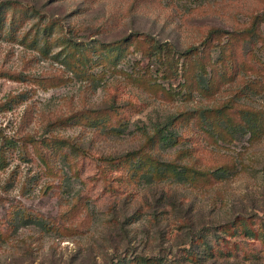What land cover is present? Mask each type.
<instances>
[{"label":"rangeland","instance_id":"374dc122","mask_svg":"<svg viewBox=\"0 0 264 264\" xmlns=\"http://www.w3.org/2000/svg\"><path fill=\"white\" fill-rule=\"evenodd\" d=\"M17 1L37 11L28 6L15 11L23 20L17 32H0V72H4L0 75V231H9L0 235V264H108L136 253L175 258L189 246L188 228L180 224L185 219L198 230L239 214L264 216V135L222 136L220 129L207 132L204 123L192 117L229 99L235 101L233 107L243 103L264 107L263 94L244 84L259 76L246 66L243 71L226 69L222 76L230 61L220 55L217 45L210 54L203 50L185 59L175 56L177 74L168 76L140 48L147 44L144 34L184 50L198 45L211 27L234 32L249 25L254 14L264 13V0ZM46 20L44 29L40 21ZM260 29L264 32V21ZM130 34L138 35V41L122 48L115 63L101 61L102 43L114 48ZM220 38L224 42L227 35ZM74 42L80 52L84 46L96 45V49L83 57L72 55ZM233 42L232 52L239 61L254 63L248 50L264 59L260 42H244L241 37ZM182 62L190 64L187 71ZM147 65L150 73L141 75ZM188 72L212 76L209 88L187 79ZM50 77L59 80L54 84L42 80ZM155 82L171 94L155 92ZM10 97L14 98L9 101ZM84 108L108 111L96 122H84L73 115ZM181 112L188 118L174 127L183 139L158 148V155L165 159L180 155L183 163L200 170L224 166L229 169L226 177L206 187L170 180L149 183L144 178L135 183L120 180V191L103 184L97 176L102 156L138 148L154 126ZM64 116L71 118L57 122ZM26 134L65 139L55 155L51 150L57 174L44 171L33 144L28 143L26 150L19 145V137ZM78 196L85 203L74 218L78 233L61 234L20 216L23 212L55 216ZM241 248L260 257L251 264H264L259 240L251 238ZM235 261L218 259L209 264Z\"/></svg>","mask_w":264,"mask_h":264},{"label":"trees","instance_id":"16d2710c","mask_svg":"<svg viewBox=\"0 0 264 264\" xmlns=\"http://www.w3.org/2000/svg\"><path fill=\"white\" fill-rule=\"evenodd\" d=\"M27 6L37 11L33 6L23 5L17 0L0 1V32H2L1 30H6L7 33H16L18 29L16 26L22 24L20 22H23V20L15 15V11L26 10ZM262 21H264V13H256L253 15L249 25L239 28L234 32L224 30L221 27H211L198 45L191 46L184 50L178 49L171 42H161L152 36L144 34L145 37L142 35V38H144L147 44L145 47L140 48L143 56L152 59L157 68L164 71L165 75L175 76L177 74V60L175 56L181 55L184 56L185 59L203 50L210 54V49L217 45L220 48V55L227 56L230 61V65L225 67L220 74L224 76L226 69L234 68L236 71H243L245 66L252 68L260 79L246 80L244 84L249 89L259 91L263 94L262 96L264 98V59L248 50L245 52H249L250 55L254 57L255 61L254 63H249L247 61L243 62L241 60L239 61L232 52L233 39L240 37L243 38L244 42H260L259 47L264 52V32L260 29V23ZM47 22V20L40 21L44 29L47 27ZM224 34L227 35V39L221 42L220 37ZM138 37L139 36L136 34H130L118 40L114 48L111 47L112 45L102 43L104 47L99 49H105V54H101V61L110 60L115 63V60H117L123 51L122 48L127 47L131 42L138 41ZM67 41L72 42L71 38H67ZM74 43L73 46L70 44L72 49L69 53L75 48L72 55L80 53L83 57L88 50L94 47L96 49V45H92L91 47L84 46L81 49L82 52H80L76 42ZM242 58L246 59L245 55ZM74 60L75 58H73V61ZM220 60L223 65H226L225 60ZM76 61L77 60H75L74 63H76ZM189 61H191V59H189ZM189 65L188 62L185 64L182 62V67L185 71L189 69ZM3 73L4 72H0V75ZM149 73L150 69L149 65H147L144 67L141 75H148ZM7 76L18 78L17 75L12 73H9ZM186 76H188L187 79H194L198 85L200 82L206 83L205 85H201L206 88H209L211 84L212 76L203 77L202 73L197 72H188ZM201 79H203V81ZM42 80L47 82V84H54L57 83L59 79L50 77L49 79ZM154 84L156 85L153 87L155 92H162L163 94L170 93L163 84L159 82H155ZM14 97L17 96L15 95ZM14 97H10L9 101ZM233 106H235V101L229 99L222 105L202 108L197 115L192 112L191 114H195V116L192 117L203 122L206 127L205 130L210 133H219L221 130L222 132L220 133L222 136H226L227 134H229V136H237L239 134L243 135L248 133L249 137L257 138L264 135L263 106L256 107L245 103L238 106L236 105L237 107ZM233 108H235V110L231 111ZM106 110L108 111V109L101 108H84L77 110L73 115L78 116V119L84 122H92L98 120ZM185 113L186 112H181L178 115H172L170 118L164 120V122L154 126L152 133L145 137V140L138 148L131 149L116 156H102L100 158L102 161L98 164L97 176L101 178L103 184L108 188L120 191V180H125L128 183H135L144 178L149 183H159L161 181L170 180L174 182H188L193 186L206 187L214 181L222 180L226 177L229 169L224 166L200 170L195 168L192 164L183 163L180 160V155H176V157L172 159H165L158 155V148H166L175 145L183 139L182 135L174 126L181 120L183 121L188 118ZM210 115H215L217 119L212 121ZM69 118L71 117H60L57 122H66ZM117 120L120 122L121 119L118 118ZM215 127H218V130L215 129ZM19 140V145L24 150L27 149L28 143L33 144L35 153L42 159L43 169L47 174H57L54 163L50 161V157L52 156L51 150H54L53 155H55L56 150L59 149L62 141L65 140L63 137L50 135L42 139H35L29 134H26L21 135ZM72 145L76 150L80 149L77 143H72ZM153 148H157L155 153ZM84 206L85 203L78 196L69 207L67 206L68 208L66 210L59 212V214L55 216H43L41 214L37 215V213L32 215L31 213L24 212L20 214V216L24 219L35 220L48 230L58 231L61 234L67 235L79 232L77 227L78 223L75 222L74 218ZM116 216L115 211H113V218ZM84 219L86 220V217H84ZM180 224L188 228L187 236L189 238V246L184 249V252L180 256L168 258L162 255L136 253L131 256L113 259L108 264H209L218 259L226 261L230 260V258L237 260L235 261L236 263L232 262L234 264H245L246 260H249V264H251L258 262L260 259L254 252L247 253L245 248H239L243 243H249L251 238H256L264 246V216H257V214L254 213L239 214L222 223L206 225L198 230L195 229L191 223L186 222V219ZM7 226H9L8 230H12V223H8ZM119 226L122 227V224ZM8 232L9 231L1 230L0 235H6ZM231 240H233L235 244H231ZM227 243L230 244L225 247L224 245ZM240 250L241 252L243 251L241 256L239 254Z\"/></svg>","mask_w":264,"mask_h":264}]
</instances>
